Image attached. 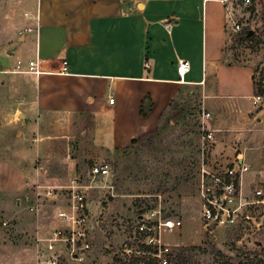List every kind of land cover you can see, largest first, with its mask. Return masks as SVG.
<instances>
[{
    "label": "rangeland",
    "instance_id": "1",
    "mask_svg": "<svg viewBox=\"0 0 264 264\" xmlns=\"http://www.w3.org/2000/svg\"><path fill=\"white\" fill-rule=\"evenodd\" d=\"M207 4L214 10L221 3ZM244 30L251 34L228 32L225 44L232 61L244 64L220 63L219 68L229 74L252 70L263 97L255 111L263 109L264 120V12L252 15ZM207 70L210 74L212 68ZM10 87V74H0V264H51L53 258L59 264H146L144 255L129 256L124 248L138 241L136 226L152 210L181 220L179 228L162 233L175 252L169 264H264L263 203L247 208L248 217L233 225L203 226L198 173L206 153L198 92L187 91L170 104L157 134L110 154L94 148L90 118L41 120L13 103ZM211 116L205 122L210 129L219 119ZM226 133L225 128L213 131L210 153L217 144L222 154L229 147L243 152L250 168L241 189L252 194L264 186V123L247 140ZM94 164L107 165L108 174L92 175ZM72 180L73 188L84 190L93 241L89 251L72 254L77 257L62 240L53 249L47 246L51 232L67 225L58 212L69 209ZM50 189L53 194L46 193Z\"/></svg>",
    "mask_w": 264,
    "mask_h": 264
},
{
    "label": "crops",
    "instance_id": "2",
    "mask_svg": "<svg viewBox=\"0 0 264 264\" xmlns=\"http://www.w3.org/2000/svg\"><path fill=\"white\" fill-rule=\"evenodd\" d=\"M208 1L220 3L0 0V74H10L13 103L41 120L90 118V139L100 152L115 154L157 134L170 104L187 91L198 92L199 103L218 115L214 131L225 128L229 138L247 140L264 123L263 109L255 111L262 103L253 102L252 70H220V63L229 68L244 63L232 61L226 51L230 30L224 8L212 10ZM178 58L190 63L183 83ZM30 59L42 60L44 71H26ZM232 150L222 154L217 144L210 159L229 162L238 155L250 168L244 153ZM243 177L246 198L251 194L242 192Z\"/></svg>",
    "mask_w": 264,
    "mask_h": 264
},
{
    "label": "built area",
    "instance_id": "3",
    "mask_svg": "<svg viewBox=\"0 0 264 264\" xmlns=\"http://www.w3.org/2000/svg\"><path fill=\"white\" fill-rule=\"evenodd\" d=\"M224 8L227 18V25L230 33L251 31L244 30V26L252 15H259L264 12V0H217ZM248 32V35L251 33ZM43 61L30 59L26 63V71L40 74L44 71ZM21 63L18 61L13 71H18ZM67 62L62 60L60 72L66 71ZM149 67V63H145ZM190 69V63L185 58H178L176 72L178 81L185 82V75ZM260 94L253 96V102H262ZM113 98H109V103ZM211 112L205 106L203 100L199 103V118L201 125L202 158L198 173V192L201 200V217L205 229L215 225H233L238 218L248 217L247 208L259 203L264 204V186H257L248 197H242L240 184L244 172L249 164L243 162L238 155L229 162L223 160H211L209 144L213 142V129L205 127V122L211 119ZM109 172L107 165L91 166L92 175H106ZM74 180L70 185L71 198L68 210H59L58 216L67 223L63 228L57 227L51 232L48 249H53L56 243L64 241L70 250L71 255L89 251L93 248V241L87 230V202L84 190L73 188ZM46 193L53 194V189ZM249 198V199H247ZM146 219L138 222L136 231L138 241L131 242L124 248L129 256H141L155 264H169L175 256L173 246L166 243L162 238L163 231H171L179 228L181 220L174 217L161 216L159 211L152 210ZM77 257V255H72ZM74 257V258H75ZM79 259L80 258H76ZM51 264H59L58 260L51 259Z\"/></svg>",
    "mask_w": 264,
    "mask_h": 264
},
{
    "label": "trees",
    "instance_id": "4",
    "mask_svg": "<svg viewBox=\"0 0 264 264\" xmlns=\"http://www.w3.org/2000/svg\"><path fill=\"white\" fill-rule=\"evenodd\" d=\"M248 32H249V31H244V32H243V36H244V35L249 36V35H248ZM253 79H254V76H253ZM254 84H255V87H256L255 92H256L257 94H260L259 91H260V90L262 91V85L260 84V86H258V87H260V88H258V87H257V83L255 82V79H254ZM146 264H155V263H152V262H149V261H148Z\"/></svg>",
    "mask_w": 264,
    "mask_h": 264
},
{
    "label": "water",
    "instance_id": "5",
    "mask_svg": "<svg viewBox=\"0 0 264 264\" xmlns=\"http://www.w3.org/2000/svg\"><path fill=\"white\" fill-rule=\"evenodd\" d=\"M249 33H251V31ZM22 116H23V114H20V117H22Z\"/></svg>",
    "mask_w": 264,
    "mask_h": 264
}]
</instances>
